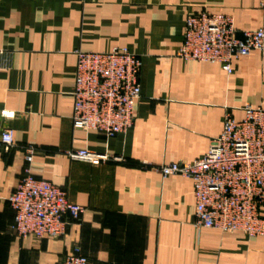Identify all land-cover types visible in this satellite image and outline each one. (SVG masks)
<instances>
[{
  "label": "crops",
  "instance_id": "0c3cea01",
  "mask_svg": "<svg viewBox=\"0 0 264 264\" xmlns=\"http://www.w3.org/2000/svg\"><path fill=\"white\" fill-rule=\"evenodd\" d=\"M261 0H0V264H62L75 245L90 264H264V234L196 229L193 181L158 166L202 157L223 131L227 110L264 108V50L219 63L178 56L190 13L233 15L243 30L264 29ZM125 46L142 59L133 126L107 138L72 122L76 50ZM33 145V175L64 189L86 210L60 238L20 237L8 197ZM87 148L121 160H73ZM149 163L150 167H142ZM264 217V208L261 210Z\"/></svg>",
  "mask_w": 264,
  "mask_h": 264
},
{
  "label": "built area",
  "instance_id": "2783aa9c",
  "mask_svg": "<svg viewBox=\"0 0 264 264\" xmlns=\"http://www.w3.org/2000/svg\"><path fill=\"white\" fill-rule=\"evenodd\" d=\"M264 6V0L260 2ZM252 50H264V29L243 30L233 15L208 9L190 13L178 56L185 60L219 63L229 74L233 61ZM77 63L72 122L75 129L97 130L107 138L126 133L133 126L137 102L142 95V59L128 47L110 51L76 50ZM244 117L236 120L227 110L221 135L209 150L193 161L162 164L163 177L181 174L193 181L196 199V229L242 231L250 237L264 234V108L246 105ZM3 118L15 110L2 109ZM18 147L11 128L0 132V150ZM26 166L8 201L14 212L11 228L20 237L60 238L71 221H80L86 208L71 201L61 187L33 175L37 152L22 146ZM73 160L99 165L121 160L107 152L87 148L66 152ZM142 167H150L142 163ZM62 264H90L80 245H75Z\"/></svg>",
  "mask_w": 264,
  "mask_h": 264
}]
</instances>
